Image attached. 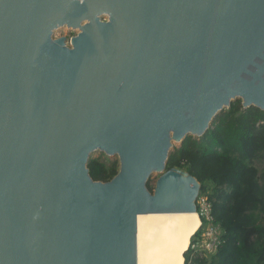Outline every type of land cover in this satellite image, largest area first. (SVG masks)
Instances as JSON below:
<instances>
[{
  "label": "water",
  "instance_id": "water-1",
  "mask_svg": "<svg viewBox=\"0 0 264 264\" xmlns=\"http://www.w3.org/2000/svg\"><path fill=\"white\" fill-rule=\"evenodd\" d=\"M234 97L264 110V0H0V264H133L138 215L196 212L183 171L145 188L170 133Z\"/></svg>",
  "mask_w": 264,
  "mask_h": 264
},
{
  "label": "trees",
  "instance_id": "trees-1",
  "mask_svg": "<svg viewBox=\"0 0 264 264\" xmlns=\"http://www.w3.org/2000/svg\"><path fill=\"white\" fill-rule=\"evenodd\" d=\"M171 169L195 179L220 230L215 251L193 250L206 227L200 218L183 264H264V110L229 102L199 137L187 135L168 152L164 170ZM87 171L92 181L108 183L120 162L89 157ZM145 188L153 191L148 182Z\"/></svg>",
  "mask_w": 264,
  "mask_h": 264
},
{
  "label": "bare ground",
  "instance_id": "bare-ground-1",
  "mask_svg": "<svg viewBox=\"0 0 264 264\" xmlns=\"http://www.w3.org/2000/svg\"><path fill=\"white\" fill-rule=\"evenodd\" d=\"M199 226L200 220L194 211L138 215L133 264H183V254Z\"/></svg>",
  "mask_w": 264,
  "mask_h": 264
},
{
  "label": "rangeland",
  "instance_id": "rangeland-1",
  "mask_svg": "<svg viewBox=\"0 0 264 264\" xmlns=\"http://www.w3.org/2000/svg\"><path fill=\"white\" fill-rule=\"evenodd\" d=\"M98 18L101 21H107V16L106 15H100L98 16ZM87 24L86 21H82L80 26H85ZM81 32V30L79 28H68L66 26H60L55 28L52 32H51V39L56 40V39H63L65 42V45L68 47L70 44V39L73 38L74 36H77L79 33ZM236 100H240L239 98H234L232 99L230 102H235ZM242 103V101H241ZM243 105V104H242ZM227 108V107H224ZM193 137H199L200 135H191ZM173 134L170 133V146H169V151H171L174 147L179 146L180 144V139L179 140H175L172 138ZM90 158H98L102 161L109 160V161H118L120 162V157L117 153H112V154H108L107 152H104L102 150L96 149L93 152L90 153ZM165 170L163 168L161 169H155L152 170L151 172H149L146 177H145V183L148 182L151 186V188L153 189L152 192H148V194L150 196H153L155 189H156V185L157 182L160 180V178L165 174ZM194 207H196V198L193 201ZM190 243V241H189Z\"/></svg>",
  "mask_w": 264,
  "mask_h": 264
},
{
  "label": "built area",
  "instance_id": "built-area-1",
  "mask_svg": "<svg viewBox=\"0 0 264 264\" xmlns=\"http://www.w3.org/2000/svg\"><path fill=\"white\" fill-rule=\"evenodd\" d=\"M71 40V39H70ZM71 45L69 44L68 47ZM196 211L199 218H203L206 222V227L201 236V243L191 246L193 250L199 248L204 251L213 252L217 249L220 241V230L213 222L211 215V204L205 196L197 197L196 199ZM201 226V222H200Z\"/></svg>",
  "mask_w": 264,
  "mask_h": 264
},
{
  "label": "clouds",
  "instance_id": "clouds-1",
  "mask_svg": "<svg viewBox=\"0 0 264 264\" xmlns=\"http://www.w3.org/2000/svg\"><path fill=\"white\" fill-rule=\"evenodd\" d=\"M196 213H197V211H196ZM199 220H200V218H199ZM201 222V221H200ZM200 227V226H199Z\"/></svg>",
  "mask_w": 264,
  "mask_h": 264
}]
</instances>
